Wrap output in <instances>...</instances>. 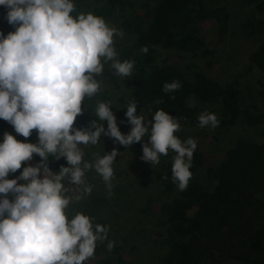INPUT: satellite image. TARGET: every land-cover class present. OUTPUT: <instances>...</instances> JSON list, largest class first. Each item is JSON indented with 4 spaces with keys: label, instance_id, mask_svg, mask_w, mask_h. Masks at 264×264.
Instances as JSON below:
<instances>
[{
    "label": "clouds",
    "instance_id": "1",
    "mask_svg": "<svg viewBox=\"0 0 264 264\" xmlns=\"http://www.w3.org/2000/svg\"><path fill=\"white\" fill-rule=\"evenodd\" d=\"M0 5L8 9V23L18 25L7 36L0 33V119L26 139L33 130L38 134L34 144L5 132L0 143V264H88L97 242L107 239L109 227L93 224L81 212L70 218V204L82 199L70 193L84 186V193L90 194L84 177L94 169L110 197L113 163L120 153L115 148L103 156L94 153V160L87 162L81 145L95 146L107 136L129 148L147 136L141 159L156 166L161 156L174 152L172 179L184 191L192 176L189 169L197 141L175 136L180 124L163 110H157L146 125L134 101L125 112L132 126L126 135L117 126L110 101L96 103L89 127H74L85 98L100 91L96 77L106 64L119 77L132 75L135 62L120 61L114 48V37L123 38L124 32L92 13L74 17L72 0H0ZM140 51L147 54L149 49L143 46ZM181 87L179 81L166 82L162 91L172 93ZM198 124L214 129L219 121L214 113L204 112ZM33 154L41 158L36 166H25L19 176L7 178ZM49 157H63L68 166L61 165L56 173L48 166ZM9 194L14 198L10 200ZM113 246L111 241L107 245L109 250Z\"/></svg>",
    "mask_w": 264,
    "mask_h": 264
},
{
    "label": "trees",
    "instance_id": "2",
    "mask_svg": "<svg viewBox=\"0 0 264 264\" xmlns=\"http://www.w3.org/2000/svg\"><path fill=\"white\" fill-rule=\"evenodd\" d=\"M102 0H72L74 17L82 13L81 5L86 2ZM148 13H138L132 26L134 40L123 51V58L134 61L130 77H123L131 84L130 92L121 98L122 109L116 117L125 115L130 102L137 104V114L152 121L157 110H163L177 118L180 126L198 124L197 108L190 102L220 104L223 126H233L242 120L249 127L264 122V93L261 94V110L243 112L240 91L236 84H221L208 75L196 72L189 78L178 67L162 64L160 51L188 53L192 55H211L206 43L198 33L197 25L212 19L218 30V36L227 31L228 13L221 5L222 0H147ZM246 6H252L262 12V0H239ZM122 0H104L103 6L93 10L99 17H107ZM17 26L4 23L0 33L7 36ZM247 36L262 34L263 38L256 49L248 56L249 63L264 75V22L261 19L247 20L242 26ZM147 46V54L140 49ZM179 81L182 87L172 93H164L163 85ZM174 96L175 99H170ZM95 119L94 113L84 100V111L75 121L74 127L87 128ZM13 126L0 119V136ZM181 140V136L175 132ZM264 137V128L262 130ZM38 134L29 138L16 135V139L26 143H38ZM142 139L127 148L131 155L141 159ZM82 146V145H81ZM175 153L169 151L156 174L163 191L175 196L164 202L159 208L160 225L163 233L159 239L166 248L158 264H264V141L255 143L246 140L237 141L225 153L224 159L204 171L207 188L189 182L186 190L180 191L172 179V164ZM41 158L33 154L30 161L22 164L16 173H10L8 179L19 176L23 167L36 166ZM142 160V159H141ZM61 165L67 167L65 158L55 160L49 157V168L59 172ZM204 165L202 152L197 148L193 154L192 166ZM19 182V181H18ZM155 234V233H154ZM158 236V234H155ZM117 251V248L113 249ZM122 263V259H119ZM103 260L99 264H108ZM133 264V263H130Z\"/></svg>",
    "mask_w": 264,
    "mask_h": 264
},
{
    "label": "rangeland",
    "instance_id": "3",
    "mask_svg": "<svg viewBox=\"0 0 264 264\" xmlns=\"http://www.w3.org/2000/svg\"><path fill=\"white\" fill-rule=\"evenodd\" d=\"M262 1L263 10L259 12L239 0H222L221 5L225 7L229 17L226 33L221 37L218 36V30L212 19H207L196 26L197 33L203 37L207 49L212 54L202 56L160 51V62L175 65L189 78L194 73L201 72L223 85L234 83L240 91L242 111L253 112L254 108H257L258 112H262L261 94L264 93V75L249 63L248 56L256 49L263 35L247 36L242 31V26L247 20L261 19L264 22V0ZM103 3L104 0L86 2L81 5V12L94 14L93 10L102 7ZM147 3V0H122L121 5L116 6L109 16L104 17L109 26L124 32L123 38L114 37V48L120 61L125 60L123 51L134 40L132 26L136 15L148 13ZM7 12L8 9L0 5V30L4 23H8ZM96 79L100 81L101 89L94 97L87 98L88 106L94 113L97 102L110 101L111 111L116 116V113L122 109L121 98L126 97L130 92L129 80L117 76L107 64L103 73ZM189 104L196 106L197 118L201 113L209 112L214 113L219 121V125L214 129L210 126L201 128L197 124L180 126V130L177 131L181 141L190 137L195 139L197 149L204 157V165L190 171L192 176L189 182L207 188L204 171L223 160L226 151L239 140L262 143L264 122L256 127H249L239 120L235 125L226 127L221 124L223 111L219 103L190 102ZM116 121L122 134L126 135L130 132L132 126L126 118L116 117ZM144 121L147 125L146 119ZM102 123L107 129V121ZM8 133L14 137L18 135L13 127ZM32 134L37 132L33 130ZM3 138L4 135L0 136V143L3 142ZM36 140L38 141V137ZM81 148L84 160L87 162L94 160V153L103 156L104 153H111L114 148L120 153L113 163L114 178L110 197L105 182L94 169L86 171L84 177L85 185L92 188L91 193L85 194L84 186L73 188L70 193L73 197L76 195L82 197L81 200H73L70 204L68 209L70 218L75 213L81 212L91 217L93 224L109 227L107 239L103 243L97 242L95 255L88 264H99L104 259L109 261L108 264H158L166 251L159 239L164 229L160 225L159 208L162 203L172 200L176 194V192L172 194L164 192L160 181L156 178L165 156H161L159 165L151 166L150 163L131 155L127 148L114 143L113 138L107 136L101 137L95 146L82 145ZM192 168L194 169V166L191 165L189 170ZM8 198L11 200L14 197L9 194ZM110 241L114 245L111 250L107 247ZM114 248H117V251H114ZM119 259L123 262L120 263Z\"/></svg>",
    "mask_w": 264,
    "mask_h": 264
}]
</instances>
